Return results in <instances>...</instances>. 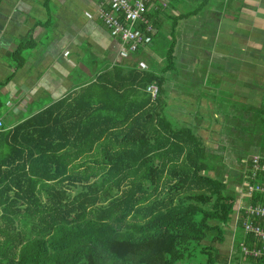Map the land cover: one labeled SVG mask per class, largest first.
<instances>
[{
    "label": "trees",
    "instance_id": "1",
    "mask_svg": "<svg viewBox=\"0 0 264 264\" xmlns=\"http://www.w3.org/2000/svg\"><path fill=\"white\" fill-rule=\"evenodd\" d=\"M29 42L14 51L15 69ZM164 72L113 67L13 126L3 121L0 264H219L229 235L226 264H264V255L242 251L262 244L244 222L264 227V218L232 215L246 185H264L249 151L260 148L264 104L250 111L262 126L230 183L217 150L165 115ZM149 84L158 87L154 98ZM247 200L264 204V193Z\"/></svg>",
    "mask_w": 264,
    "mask_h": 264
},
{
    "label": "crops",
    "instance_id": "2",
    "mask_svg": "<svg viewBox=\"0 0 264 264\" xmlns=\"http://www.w3.org/2000/svg\"><path fill=\"white\" fill-rule=\"evenodd\" d=\"M169 1L171 6L168 0L151 1L147 20L155 31L145 33L136 52L121 53L120 41L110 35L99 16L103 0H0V94L12 107L9 125L21 122L30 111L72 97L113 67L150 69L155 44L158 48V41L170 39L178 49V71L188 62L182 73L196 74L190 82L177 75L172 78L177 85L171 88L167 84L171 77L165 74L163 97L171 89L168 101L163 99L167 108L175 104L185 120L197 113L199 117L190 119L193 122L220 111L225 114L235 102L247 110V116L261 107L264 0H192L190 10H186L189 0ZM167 7L171 14L164 11ZM30 40L35 45L21 50L22 65L15 69L14 51L23 42L31 44ZM225 121L196 127L206 145L217 151ZM258 138L260 148L251 155L264 157V132ZM232 239L231 235L219 246L223 253L219 264H226Z\"/></svg>",
    "mask_w": 264,
    "mask_h": 264
},
{
    "label": "rangeland",
    "instance_id": "3",
    "mask_svg": "<svg viewBox=\"0 0 264 264\" xmlns=\"http://www.w3.org/2000/svg\"><path fill=\"white\" fill-rule=\"evenodd\" d=\"M185 0H183L182 2H184ZM190 3V7L187 5L186 10H190L193 9V3L192 0H189ZM169 6H171L172 2H170L168 0ZM165 12H168L171 14V8L167 7L164 8ZM167 14V13H166ZM170 25V24H169ZM161 37V36H158ZM175 38V37H174ZM176 39V38H175ZM170 40H160L158 41V48L156 47L155 44V49H154V53H153V61L150 60V69L155 70L157 72L163 71L168 67V69L166 70V72H164V76L168 75L171 78L167 81V84L169 85V87L171 88L174 84L177 85L178 80L175 81V79L172 78H177L179 76V74L181 76H186V80L187 82H190V79L192 78L191 76L195 75L196 73H182L184 71H186L188 69L187 64H189L188 62L185 63L184 65H182V67L179 69L178 71V66H177V62L179 60L178 57V49L176 48L175 45V41L173 43H170ZM154 48V47H153ZM152 48V49H153ZM199 61H200V57H198ZM188 61V60H187ZM194 65V68L197 69L198 67L200 68V65H196L194 63H192ZM147 68V67H146ZM181 72V73H179ZM166 74V75H165ZM178 75V76H177ZM166 78V77H165ZM195 82H200V80H197ZM171 91V89H170ZM169 90H167L165 92V97L163 98L166 102L168 101V94L170 92ZM173 92V91H172ZM175 92V91H174ZM0 101L2 103V116L4 117V122L6 125H9V113L8 110L12 107L8 105V101L5 97V95H1L0 94ZM46 102L45 99H41V103ZM165 101L163 102L162 106H163V110L165 112V115L168 116V118L171 120L173 125L176 126H180L182 125H188L189 127L193 128V130H195V132L197 134H199L198 128H196L197 126H199L202 123H205L206 125H209L213 122H215L216 120H221L222 118H225L226 121L224 123V128H222L221 133H220V140H221V144H220V150L215 151L216 154V162L221 161L223 162V164L225 165L224 168H221L223 170L224 173V177H227L228 175V180L230 183H233L231 181H233L237 176L240 175V171L242 170V165L239 163V161L237 160L240 157V153L244 152L247 150V143L249 141H254L255 135H253V133H258L259 131L257 130V127L261 128V122L260 120H256L255 118L252 116V114H249V116H247V110L245 109H241L238 103H234L233 106H228L227 110L228 112L223 114L222 111L218 112L217 114H215V117L213 115H209L207 117H203L202 119H199L197 121H193L191 122L190 119L194 118V117H199L197 113L192 114V116H190L188 119L185 120V117L182 116L181 114H179L176 110V105L172 104L170 106V108H167V106H165ZM40 101H36L35 104H41ZM27 114H24V116H26ZM178 116H181V119L178 118ZM251 116V117H250ZM207 118V119H206ZM259 141V138H258ZM218 148V149H219ZM253 150H258V149H249L250 153L253 152ZM243 154V153H241ZM254 156L259 157L258 154H254ZM246 160V159H244ZM222 163H220L221 165ZM218 170V169H217ZM215 170V176H216V171ZM227 173V175H226ZM222 178V175H221ZM237 188H240L239 186ZM236 192H238L237 190H235ZM254 191H260V189H254L252 192L248 193V191H243L241 194H239L237 197L238 202H246V205H251L253 207H264L263 203H250L247 200V197H250L252 195V193ZM261 192V191H260ZM232 215H235V211L232 212ZM254 216V215H251ZM230 224L232 225L231 221ZM233 228V226H232ZM227 238H231V236H228ZM255 248H260L259 247H255ZM232 250V248H231ZM230 252H226V256L224 258V260H227L231 254ZM218 258H220V261H223V253L221 252V250L216 254ZM226 262V261H225Z\"/></svg>",
    "mask_w": 264,
    "mask_h": 264
},
{
    "label": "built area",
    "instance_id": "4",
    "mask_svg": "<svg viewBox=\"0 0 264 264\" xmlns=\"http://www.w3.org/2000/svg\"><path fill=\"white\" fill-rule=\"evenodd\" d=\"M152 0H103V8L99 10V16L103 24L107 27L110 35L117 38L121 43V53L136 52L139 46L145 40V33H153L155 30L149 24L147 18L144 16L148 11V5ZM138 22L144 26V31L141 33L135 30ZM146 69V68H145ZM146 91L152 98L156 97L158 87L156 84H149ZM3 121L0 118V128ZM252 176L256 172L264 174V164L260 162V156L252 155ZM246 191L252 192L254 189H260L264 193V185H246ZM240 191V188L238 189ZM242 210L245 214L251 216H259L264 218V207H253L246 205L243 202H238L237 212L235 218L238 217V211ZM234 218V220H235ZM244 232L252 233L255 237L262 240L260 248H253L251 250L242 246L244 254L254 256L264 255V227L255 225L249 220L244 222Z\"/></svg>",
    "mask_w": 264,
    "mask_h": 264
}]
</instances>
